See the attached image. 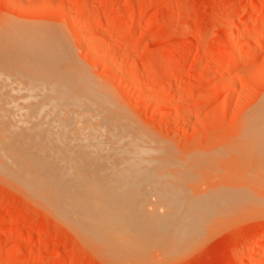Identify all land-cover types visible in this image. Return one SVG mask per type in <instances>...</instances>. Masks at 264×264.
<instances>
[{"label": "rangeland", "instance_id": "374dc122", "mask_svg": "<svg viewBox=\"0 0 264 264\" xmlns=\"http://www.w3.org/2000/svg\"><path fill=\"white\" fill-rule=\"evenodd\" d=\"M51 33L69 46L93 91L108 96L121 129L142 138L158 166L176 167L183 187L170 178L171 201L179 195L173 203L201 211L184 218L217 219L197 244L158 260L156 251L144 264H264V125L248 121L264 102V47L253 53L264 34V0H0V52L8 59ZM233 53L242 62L227 70ZM16 74L28 81L24 69ZM147 202L156 199L149 194ZM51 214L0 178V264L130 262L98 255Z\"/></svg>", "mask_w": 264, "mask_h": 264}, {"label": "bare ground", "instance_id": "6f19581e", "mask_svg": "<svg viewBox=\"0 0 264 264\" xmlns=\"http://www.w3.org/2000/svg\"><path fill=\"white\" fill-rule=\"evenodd\" d=\"M56 34L44 37L33 48H18L16 59L0 52V87L17 89L8 95L0 92L1 180L65 221L98 255L115 262L150 263L156 251L161 254L158 260L162 253L201 241L217 219L184 218L201 211L193 202L188 206L187 198L186 207L178 204L180 200L178 205L173 203L179 195L171 201V188L183 181L176 167L168 163L175 175L170 169L172 176L168 174L167 165L158 166L142 138L121 129L114 107L105 102V94L101 98V93L93 91L89 76ZM232 36L229 32L226 38L230 45H234ZM259 38L254 56L264 47V34ZM2 41L0 49L6 48ZM80 45L86 52L82 41ZM237 55L231 54L227 70L242 62ZM111 66L118 68L114 63ZM22 69L26 82L16 74ZM99 98L104 106L99 105ZM248 121L262 128L264 102ZM180 170L184 174L185 169ZM144 184L151 186L149 192ZM149 194L156 204L147 202ZM258 205L264 208V203Z\"/></svg>", "mask_w": 264, "mask_h": 264}]
</instances>
